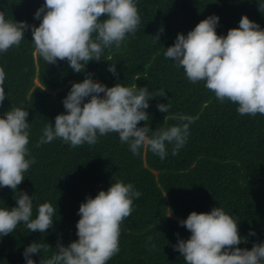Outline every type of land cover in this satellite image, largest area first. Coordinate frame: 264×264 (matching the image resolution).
I'll return each mask as SVG.
<instances>
[{"label": "trees", "instance_id": "trees-1", "mask_svg": "<svg viewBox=\"0 0 264 264\" xmlns=\"http://www.w3.org/2000/svg\"><path fill=\"white\" fill-rule=\"evenodd\" d=\"M42 4L43 0H0V11L8 19L38 26L33 13ZM137 8L140 24L135 33L118 48L106 49L101 61H89L82 73L73 72L66 61L53 65L34 56L30 31L19 46L0 54L6 73L0 116L12 107L28 111L27 147L35 161L17 191L33 196V216L44 202L57 208L51 229L44 233L18 224L0 238V264H24L22 252L32 241L50 247L32 255L35 264L51 257L58 240L64 246L75 241L79 204L117 180L133 184L141 195L121 222L120 251L107 264H185L172 245L174 234L187 239L190 233L177 221L216 206L237 220L239 235L247 241L237 247L250 250L253 243L264 241V115H240L235 103L219 102L203 81H188L183 68L163 55L177 33L186 34L211 14L219 17L218 35L238 27L241 15L264 28V0H137ZM112 63L116 76L107 71ZM87 73L107 87L119 82L147 86L150 93L163 89L165 97L149 101L145 123L155 130L179 123L174 117L180 114L191 116L184 147L172 156L169 145L164 160L144 150L133 156L115 132L99 136L94 145L70 147L60 138L38 144L45 123L64 111L61 101L71 83L81 82ZM166 102L171 105L168 113L159 112L156 104ZM14 195L7 186L0 188V207H14ZM250 230L254 236H249Z\"/></svg>", "mask_w": 264, "mask_h": 264}, {"label": "clouds", "instance_id": "clouds-1", "mask_svg": "<svg viewBox=\"0 0 264 264\" xmlns=\"http://www.w3.org/2000/svg\"><path fill=\"white\" fill-rule=\"evenodd\" d=\"M33 19L39 20L38 26L8 19L0 11V54L19 46L25 31H30L34 56L53 65L66 61L75 73H82L89 61H101L106 49L118 48L140 24L137 0H43ZM218 21L211 14L186 34L177 33L163 55L183 68L188 81H203L219 102L235 103L240 115H264V28L241 15L238 27L218 35ZM154 38L158 42L159 36ZM107 71L116 76V63L108 64ZM5 80L0 67V104L6 99ZM165 95L163 89L150 93L147 86L136 84L117 82L107 87L87 73L81 82L71 83L61 101L64 111L54 122L45 123L38 144L60 138L70 147L94 145L99 136L115 132L133 156L144 150L164 160L169 145L171 155L176 156L188 140L193 118L180 114L174 117L179 123L155 130L145 123L150 118L146 112L149 101ZM170 107L168 102L156 104L162 113H168ZM28 114L23 107H12L0 116V188L7 186L15 192V206L0 207V238L11 234L18 224L29 232L44 233L57 214L56 205L44 202L36 206L33 216V196L17 191L24 173L35 163L27 147ZM138 122H144L143 126L138 127ZM140 195L133 184L117 180L106 191L86 196L77 210V239L67 246L58 240L51 257L42 264H107L120 251L121 222L129 217L133 201ZM177 223L190 233L187 239L174 234L177 239L172 245L185 264H264V241L253 243L250 250L237 247L247 241L239 235L235 217L222 207L192 211ZM254 235L250 230L249 236ZM48 248L46 243L30 242L22 252L24 264H35L32 255Z\"/></svg>", "mask_w": 264, "mask_h": 264}, {"label": "rangeland", "instance_id": "rangeland-1", "mask_svg": "<svg viewBox=\"0 0 264 264\" xmlns=\"http://www.w3.org/2000/svg\"><path fill=\"white\" fill-rule=\"evenodd\" d=\"M37 84V83H36Z\"/></svg>", "mask_w": 264, "mask_h": 264}]
</instances>
